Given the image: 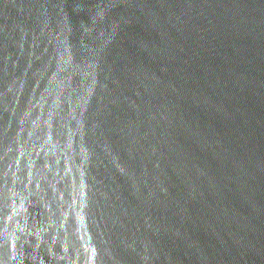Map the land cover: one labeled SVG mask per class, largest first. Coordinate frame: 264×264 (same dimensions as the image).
I'll return each instance as SVG.
<instances>
[{"label":"water","instance_id":"1","mask_svg":"<svg viewBox=\"0 0 264 264\" xmlns=\"http://www.w3.org/2000/svg\"><path fill=\"white\" fill-rule=\"evenodd\" d=\"M0 264H264V0H0Z\"/></svg>","mask_w":264,"mask_h":264}]
</instances>
